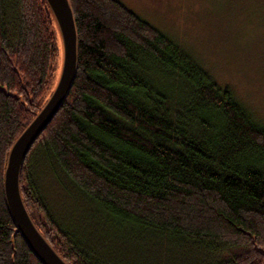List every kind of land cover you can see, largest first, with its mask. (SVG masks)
Here are the masks:
<instances>
[{
    "label": "trees",
    "instance_id": "obj_1",
    "mask_svg": "<svg viewBox=\"0 0 264 264\" xmlns=\"http://www.w3.org/2000/svg\"><path fill=\"white\" fill-rule=\"evenodd\" d=\"M69 3L74 83L19 180L37 229L67 264H264V124L120 2ZM59 53L44 0H0V264H40L3 175L55 87ZM44 171L83 200L76 210L45 197Z\"/></svg>",
    "mask_w": 264,
    "mask_h": 264
},
{
    "label": "rangeland",
    "instance_id": "obj_2",
    "mask_svg": "<svg viewBox=\"0 0 264 264\" xmlns=\"http://www.w3.org/2000/svg\"><path fill=\"white\" fill-rule=\"evenodd\" d=\"M116 1L174 42L264 124V0ZM61 62L59 53L54 83ZM41 168L39 160L38 173ZM54 176L45 171L41 174L43 194L57 208L63 202L76 210V201L83 200L66 195L64 180L59 183ZM93 211L89 205L85 207L87 214ZM80 228L82 234L88 235L87 227Z\"/></svg>",
    "mask_w": 264,
    "mask_h": 264
},
{
    "label": "water",
    "instance_id": "obj_3",
    "mask_svg": "<svg viewBox=\"0 0 264 264\" xmlns=\"http://www.w3.org/2000/svg\"><path fill=\"white\" fill-rule=\"evenodd\" d=\"M58 29L62 62L56 85L34 118L12 144L5 163L3 194L11 220L40 264H67L35 226L23 203L19 180L24 160L56 116L74 83L77 70V32L69 0H44Z\"/></svg>",
    "mask_w": 264,
    "mask_h": 264
}]
</instances>
